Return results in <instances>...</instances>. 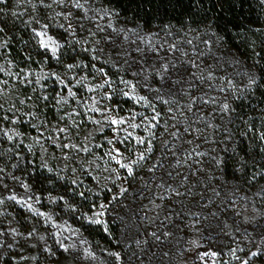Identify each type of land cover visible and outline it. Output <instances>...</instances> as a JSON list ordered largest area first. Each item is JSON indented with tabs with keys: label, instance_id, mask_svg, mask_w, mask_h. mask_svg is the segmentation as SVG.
I'll return each instance as SVG.
<instances>
[{
	"label": "trees",
	"instance_id": "16d2710c",
	"mask_svg": "<svg viewBox=\"0 0 264 264\" xmlns=\"http://www.w3.org/2000/svg\"><path fill=\"white\" fill-rule=\"evenodd\" d=\"M78 2L83 9L63 0V45L55 54L41 48L19 0L0 2V55L20 68L33 63L88 75L102 69L114 84L133 78L147 113H160L152 151L124 175L126 191L87 189L45 167L40 151L0 135L1 195L25 180L44 206L56 199L102 264H179L178 249L198 233L210 237L215 264H264L263 225L258 234L241 229L235 207L245 197L264 213V0ZM138 49L151 57L143 78L119 58ZM168 60L173 79L166 83ZM127 91L115 97L121 114L137 107ZM101 205L104 222L89 220ZM68 257L38 214L0 202V264H65Z\"/></svg>",
	"mask_w": 264,
	"mask_h": 264
},
{
	"label": "rangeland",
	"instance_id": "374dc122",
	"mask_svg": "<svg viewBox=\"0 0 264 264\" xmlns=\"http://www.w3.org/2000/svg\"><path fill=\"white\" fill-rule=\"evenodd\" d=\"M19 3L22 6L20 12L27 14L34 22L33 33L41 48L50 54L57 53L63 45L58 30L65 25L64 4L59 0H19ZM44 25H47L46 29ZM39 32L46 34L39 36ZM49 37L61 45L55 52L52 50L55 44L49 42ZM3 47L4 43L0 41V51ZM138 51L140 52L131 53L127 58H119L128 62L132 71L143 78L150 68L151 57L140 49ZM165 64H168V70L161 72L168 83L169 80L172 81L173 74L170 61ZM105 80L111 81L101 71L97 75H88L44 66L38 68L33 63L31 67L20 68L17 64L2 59L0 55V114L3 118L0 135L11 140L16 138L29 150L40 151L45 167L63 177H73L87 189L102 186H119L123 189L127 171L106 153L113 147L119 148L123 157L117 159H121L122 163L136 159L141 152L145 153L147 143L138 144L136 139L151 137L145 128L133 129L129 125H147L152 115L146 111L147 103L139 101L133 78L130 82L135 86L134 89L126 81L105 84ZM123 88L130 90L126 95L134 97L137 107L121 114L123 109L115 101V97L120 96ZM94 108L100 110L94 111ZM145 117L148 119H144ZM110 118L124 119L127 123L112 125ZM125 128L132 133L131 136L126 137L123 131ZM109 140L113 144H109ZM113 155L116 153L113 152ZM4 199L38 214L44 220L49 235L70 258L65 264H102L98 250L59 210L61 203L56 199H51L49 206H44L41 193L25 180L14 183L5 197L0 193V202ZM256 205L257 202L245 197L235 201L241 229H247L251 234H258L264 227V213L258 212ZM88 218L104 222L105 208H96ZM212 252L215 251L211 247L210 237L200 236L198 233L192 234L189 244L185 248H179L176 255L179 264H215L217 255H203Z\"/></svg>",
	"mask_w": 264,
	"mask_h": 264
},
{
	"label": "snow or ice",
	"instance_id": "6c2138e0",
	"mask_svg": "<svg viewBox=\"0 0 264 264\" xmlns=\"http://www.w3.org/2000/svg\"><path fill=\"white\" fill-rule=\"evenodd\" d=\"M0 2H4V0H0ZM41 2H42V0H41ZM59 2L63 3V0H59ZM73 3H74V6L77 9H83L84 8V5L81 4V3H79L78 0H73ZM43 27L46 29L47 28V25H44ZM61 27H63V26H61ZM45 34H46L45 32H39V33H37V35H39V36H44ZM49 42L55 44V47L52 49L53 52H55V50L61 46L58 43H56L55 41H53L51 37H49ZM45 46L47 47L48 45H45ZM193 66L194 67L196 66L194 62H193ZM68 67L69 68H72V67H75V66L74 65H68ZM162 68H163V70L165 72H167V70H168V64H163L162 65ZM100 71H103V70L101 69ZM161 79H164V77H161ZM254 82L255 81H253V83ZM104 83L105 84H110L111 81L110 80H105ZM125 83L128 84V85H130L134 89L135 86L134 85H131V82L130 81H126ZM173 83L174 84H178L179 81H173ZM100 87H103V85H101ZM190 87H192V86L190 85ZM156 91H159V89H156ZM70 94L71 95H74L72 93H70ZM139 101H145V102H147L145 97H139ZM163 102L164 103H168V101H163ZM194 103H195V98L192 100V102L190 104L186 105L185 107H187L189 109V111H191L192 104H194ZM223 107L225 109H227L228 108V105L225 104ZM93 110L94 111H99L100 109L94 108ZM168 111L171 112L172 109H169ZM153 112H154V115L151 117L150 120H148L147 125H145L143 123H141V124H130L129 127L133 128V129L143 127L148 132V136L149 137H154L155 136V133L152 132L151 129H154V128L157 127V125H158L159 120H160L161 117H160V113L155 112V109L154 108H153ZM141 115H143V114H141ZM133 119H134V116H133ZM144 119L147 120L148 118L145 117ZM95 122L98 123V124L100 123V121H95ZM110 123L112 125H123V124L127 123V121L124 120V119L110 118ZM61 131H64V130L62 129ZM116 131H119V129H116ZM123 131L125 132L126 137H129V136L132 135V133H129L127 131V128L123 129ZM172 135L173 136H176L177 135V132H173ZM262 138H264V136H262ZM108 143L109 144H113V141L112 140H109ZM120 143H123V141H120ZM136 143L141 144V145L147 143L149 145V147L146 149V152L150 153L152 151L151 139L150 138L146 139L145 137H139V138L136 139ZM189 143H191V142L189 141ZM84 150L87 151V149H84ZM113 152H115L116 155H113ZM106 154L110 158L116 160V162L118 164H120V167L121 168L126 169V171H127V173H128L129 176H132L134 174V171H135V169L137 167H139L140 162L144 161L145 158H146L145 157V153L141 152V153L138 154V156H137L136 159H133V160H131L128 163H122L121 162V159H117V157H123V154L121 153V151H120L119 148H115V147H113L112 149H110L108 151V153H106ZM150 170H152V169H150ZM169 175H171V173H169ZM183 179H184V181H186L188 179V177L185 176ZM181 186H183V182H182ZM170 190L173 191V192H175L177 195H183V193H180L179 191H177L174 188H171ZM122 191H126V189H122ZM12 198L14 199V197H12ZM101 207H104V206L101 205ZM100 214H102V213H98V215H100ZM96 222L97 223H100L101 221H96ZM153 235H155V234H153ZM203 255H205V256L211 255V256L215 257L217 255V253H215V252H212V253H204ZM252 255H257V253H252ZM244 264H247V261H245Z\"/></svg>",
	"mask_w": 264,
	"mask_h": 264
}]
</instances>
